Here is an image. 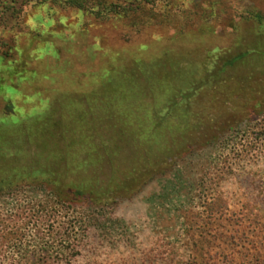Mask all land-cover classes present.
Segmentation results:
<instances>
[{"label": "rangeland", "instance_id": "rangeland-1", "mask_svg": "<svg viewBox=\"0 0 264 264\" xmlns=\"http://www.w3.org/2000/svg\"><path fill=\"white\" fill-rule=\"evenodd\" d=\"M102 2L115 4L118 14L99 18L56 0H32L0 17V53L16 43L34 73L7 93L18 118L56 104L48 130L62 123L77 130L109 129L91 121L94 113L85 116L82 107L90 102L77 104L74 98L101 92L102 84L124 72L140 75V66L161 61L158 70L165 76L187 66L207 67L218 83L228 77L222 91L208 94L219 106L212 116L233 117L234 128L215 144H197L169 159L165 173L113 204L61 209L49 187L26 184L0 194V213L7 219L18 204H37L38 215L50 212L36 224L19 221L28 223L20 230V257L49 258L38 264H264V232L260 238L257 224L264 217V110L255 108L264 97L258 92H264V35L256 32L254 19H264V0H91ZM246 50L247 59L216 75L224 57ZM213 52L218 59L209 58ZM249 79L258 85L249 106L238 96L224 106L226 91ZM108 92L117 99L114 88ZM137 97L143 106L153 101L148 89ZM4 108L0 103V115ZM122 154L127 162L135 152L126 147Z\"/></svg>", "mask_w": 264, "mask_h": 264}, {"label": "trees", "instance_id": "trees-1", "mask_svg": "<svg viewBox=\"0 0 264 264\" xmlns=\"http://www.w3.org/2000/svg\"><path fill=\"white\" fill-rule=\"evenodd\" d=\"M31 1L1 0L0 17L3 18L11 10L12 14L16 13L17 5L24 6ZM56 2L99 18L118 14L115 4L105 2ZM37 3L46 4V0H37ZM254 19L257 23L256 32L258 30L257 33L264 35L263 17L256 14ZM14 54H18V57ZM250 54L246 50L234 56L220 57H224L223 65L218 66L216 75L222 74L223 77V74L247 59ZM215 57L218 59L214 52L209 55L212 60ZM160 62L140 66V75L124 72L120 79L102 84L101 92L74 98L77 104L90 102L88 107H82L85 116L90 112L94 113L91 114V121L103 122L110 126L109 129L77 130L62 126V123L59 124V129L53 128V131L48 128L54 123L56 104L49 106L46 112L24 120L15 115L18 108L13 97L7 93H15L19 90L18 83L30 80L34 73L28 68L29 60L23 55V50L16 43L6 44L4 51L0 53V103L5 104L4 112L0 115V194L17 190L26 184L49 187L61 209L65 205H109L127 198L145 186L150 179L165 173L170 166L169 159L191 152L197 144L211 145L219 142L227 130L234 128L236 119L224 115L221 120L220 116H212L219 106L217 107L215 97L212 98L209 94L216 93L218 88L222 91V81L227 82L229 78L216 79L219 80L218 83L210 80L214 77L209 78L211 71L207 67L190 70L187 66L172 69V76L170 73L165 76L158 70L162 67ZM141 78L144 82H141ZM251 81L249 79L234 87L235 89L226 91L228 93L223 105L227 107L228 102L234 103L238 96L245 98L244 105L249 106L258 86ZM111 88L117 91V99L108 95ZM147 89L152 94L153 101L143 106L137 102V96ZM255 108L264 110V97L257 101ZM48 139L51 142L41 144V148L35 145L37 141L45 142ZM32 146L35 148H31ZM126 147L134 150V159L122 162L120 158ZM35 206L37 204H18L11 211V219L0 213V264H38L49 259L44 257V260H40L32 254L30 257L19 255L22 226L36 224L50 214L38 215ZM21 219L28 223H19ZM257 224L261 228V238L264 217ZM261 244L264 250V234ZM8 250L14 251L13 257L7 256Z\"/></svg>", "mask_w": 264, "mask_h": 264}]
</instances>
